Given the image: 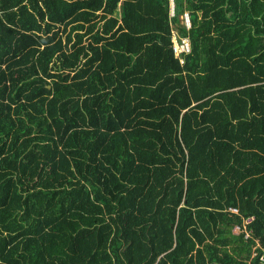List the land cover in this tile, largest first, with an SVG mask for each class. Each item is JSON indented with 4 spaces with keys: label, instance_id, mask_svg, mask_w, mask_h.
Returning a JSON list of instances; mask_svg holds the SVG:
<instances>
[{
    "label": "trees",
    "instance_id": "16d2710c",
    "mask_svg": "<svg viewBox=\"0 0 264 264\" xmlns=\"http://www.w3.org/2000/svg\"><path fill=\"white\" fill-rule=\"evenodd\" d=\"M0 264H264V0H0Z\"/></svg>",
    "mask_w": 264,
    "mask_h": 264
},
{
    "label": "built area",
    "instance_id": "2783aa9c",
    "mask_svg": "<svg viewBox=\"0 0 264 264\" xmlns=\"http://www.w3.org/2000/svg\"><path fill=\"white\" fill-rule=\"evenodd\" d=\"M169 15H172V0H169ZM181 21L184 23L185 26H188V16L186 11H183L181 14ZM170 40H171V48L173 49L174 53L178 55L179 60H182V56L180 55L183 51L189 50V41L188 37L185 35H177L174 30H172V25L170 29ZM232 211H236L235 207H230ZM237 226L233 227L236 230Z\"/></svg>",
    "mask_w": 264,
    "mask_h": 264
}]
</instances>
